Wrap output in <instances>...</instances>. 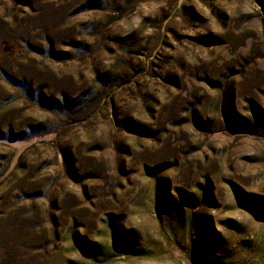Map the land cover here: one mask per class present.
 <instances>
[{
  "label": "rangeland",
  "instance_id": "374dc122",
  "mask_svg": "<svg viewBox=\"0 0 264 264\" xmlns=\"http://www.w3.org/2000/svg\"><path fill=\"white\" fill-rule=\"evenodd\" d=\"M0 264H264V0H0Z\"/></svg>",
  "mask_w": 264,
  "mask_h": 264
}]
</instances>
